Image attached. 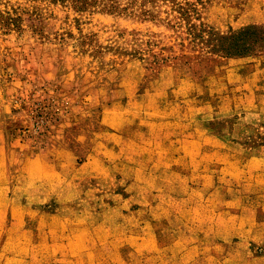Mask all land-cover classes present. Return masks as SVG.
<instances>
[{"label": "rangeland", "instance_id": "1", "mask_svg": "<svg viewBox=\"0 0 264 264\" xmlns=\"http://www.w3.org/2000/svg\"><path fill=\"white\" fill-rule=\"evenodd\" d=\"M190 25L264 26V0H0V187L52 140L75 181L18 193L0 264H264V53Z\"/></svg>", "mask_w": 264, "mask_h": 264}, {"label": "crops", "instance_id": "2", "mask_svg": "<svg viewBox=\"0 0 264 264\" xmlns=\"http://www.w3.org/2000/svg\"><path fill=\"white\" fill-rule=\"evenodd\" d=\"M3 139L6 140L5 132H2ZM56 140H52L49 142L47 147L39 153H33L30 156L24 155V158L21 157V161L19 163V171L23 172L22 176V184L8 187L4 184L0 187V214L7 213L10 214L11 223L14 221H19L21 216L18 215L19 211L26 209L31 203L22 202L20 203L18 198V193H26L28 197H31L32 204H46L51 199L61 200V204L65 203L66 198L72 196L73 190L75 188H69V186L74 185L75 181L68 173L65 171V162L59 157H52L51 151L56 146ZM54 143V145H53ZM196 141L192 140L189 142L190 146V154H195L196 149ZM201 146L199 148L208 149V142L203 140L200 142ZM5 149V146L1 147V151ZM192 162L195 161V156L190 157ZM85 165H89L88 162H84L79 164L77 167L82 169L86 167ZM7 160L4 156L0 155V171L4 172V169L7 172ZM4 177H2L3 179ZM1 179V180H2ZM84 180V179H82ZM4 183V182H3ZM5 188H8L7 190ZM71 190V191H69ZM11 196H13L11 198ZM18 197V198H17ZM18 200V201H17ZM27 204V205H26ZM32 204L30 206H32ZM33 209V208H31ZM18 223V222H17ZM3 223L0 224V230L3 229ZM31 230V227L29 228ZM28 229V230H29ZM40 229V228H38ZM29 230V231H30ZM32 231V230H31ZM2 235V231L0 232ZM1 238V237H0ZM2 241V238H1ZM5 255H0V260L4 259ZM15 258V257H14ZM264 261V255H258L253 257L251 262H260Z\"/></svg>", "mask_w": 264, "mask_h": 264}, {"label": "trees", "instance_id": "3", "mask_svg": "<svg viewBox=\"0 0 264 264\" xmlns=\"http://www.w3.org/2000/svg\"><path fill=\"white\" fill-rule=\"evenodd\" d=\"M80 1L86 3L87 0ZM188 9L194 12L193 8ZM187 33L192 43L198 41L206 44L212 51L226 56L243 57L254 53H264V26L252 25L230 31L226 35H218L213 31H207L204 26L190 25Z\"/></svg>", "mask_w": 264, "mask_h": 264}, {"label": "built area", "instance_id": "4", "mask_svg": "<svg viewBox=\"0 0 264 264\" xmlns=\"http://www.w3.org/2000/svg\"><path fill=\"white\" fill-rule=\"evenodd\" d=\"M39 129H40V125H39V123H38V125H37V131H39Z\"/></svg>", "mask_w": 264, "mask_h": 264}]
</instances>
